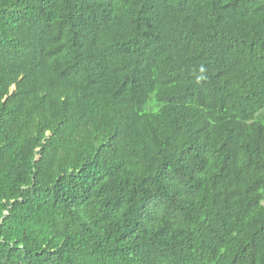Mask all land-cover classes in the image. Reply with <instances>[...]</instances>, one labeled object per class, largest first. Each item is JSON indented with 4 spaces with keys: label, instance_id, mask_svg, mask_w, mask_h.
I'll return each instance as SVG.
<instances>
[{
    "label": "trees",
    "instance_id": "obj_1",
    "mask_svg": "<svg viewBox=\"0 0 264 264\" xmlns=\"http://www.w3.org/2000/svg\"><path fill=\"white\" fill-rule=\"evenodd\" d=\"M0 264H264V0H0Z\"/></svg>",
    "mask_w": 264,
    "mask_h": 264
}]
</instances>
